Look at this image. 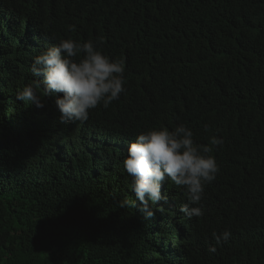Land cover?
I'll return each instance as SVG.
<instances>
[{"label":"trees","instance_id":"16d2710c","mask_svg":"<svg viewBox=\"0 0 264 264\" xmlns=\"http://www.w3.org/2000/svg\"><path fill=\"white\" fill-rule=\"evenodd\" d=\"M67 38L102 40L125 66L126 91L77 128L47 98L16 100L42 80L29 70L42 42ZM178 124L212 149L219 173L192 205L202 217L162 203L146 218L127 147L106 127ZM88 126L100 128L86 138ZM164 193L175 209L188 202L167 181ZM224 229L232 236L216 245ZM0 264H264V0H0Z\"/></svg>","mask_w":264,"mask_h":264},{"label":"clouds","instance_id":"9594fccd","mask_svg":"<svg viewBox=\"0 0 264 264\" xmlns=\"http://www.w3.org/2000/svg\"><path fill=\"white\" fill-rule=\"evenodd\" d=\"M33 31L29 27L26 39L30 36V41L38 45L37 38L31 35ZM102 42H79L71 38L44 40L39 52L33 56L29 69L34 77H42V80L24 85L16 93V100L43 108L47 98L50 103H55L60 123L76 128L80 126L79 121H86L90 110L99 104L108 107L126 91L124 62L104 54L98 46ZM97 128L100 127L90 126L88 133H79L89 138L96 134ZM106 128L113 143L127 147L122 166L130 177V189L139 202V210L146 218H152L158 209L156 206L162 203L163 208L174 210L178 215L183 214V218L204 215L201 206L192 205H200L205 186L215 181L219 166L210 154V147L194 142L190 128L178 124L172 130L166 127L150 128L140 133ZM222 143V139L215 136L210 139L211 145L219 146ZM165 181L168 187L183 188L188 202L175 209L166 200L168 195L161 194ZM119 204L121 208L135 206L130 199H123ZM163 223L169 231L168 223ZM231 236L230 229L212 233L216 245L228 242ZM171 243L174 244L175 240L172 239ZM208 251L215 253L216 247L210 246Z\"/></svg>","mask_w":264,"mask_h":264}]
</instances>
